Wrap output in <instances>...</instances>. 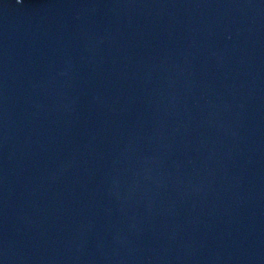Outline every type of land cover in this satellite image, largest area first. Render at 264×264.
Wrapping results in <instances>:
<instances>
[{
    "label": "water",
    "instance_id": "95a60500",
    "mask_svg": "<svg viewBox=\"0 0 264 264\" xmlns=\"http://www.w3.org/2000/svg\"><path fill=\"white\" fill-rule=\"evenodd\" d=\"M0 264H264V0H0Z\"/></svg>",
    "mask_w": 264,
    "mask_h": 264
}]
</instances>
